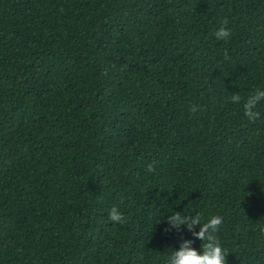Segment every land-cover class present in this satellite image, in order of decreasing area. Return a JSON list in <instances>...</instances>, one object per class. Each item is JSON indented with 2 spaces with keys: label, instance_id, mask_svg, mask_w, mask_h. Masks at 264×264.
Instances as JSON below:
<instances>
[{
  "label": "trees",
  "instance_id": "obj_1",
  "mask_svg": "<svg viewBox=\"0 0 264 264\" xmlns=\"http://www.w3.org/2000/svg\"><path fill=\"white\" fill-rule=\"evenodd\" d=\"M258 87L264 0H0V264H167L175 212L264 264Z\"/></svg>",
  "mask_w": 264,
  "mask_h": 264
},
{
  "label": "clouds",
  "instance_id": "obj_2",
  "mask_svg": "<svg viewBox=\"0 0 264 264\" xmlns=\"http://www.w3.org/2000/svg\"><path fill=\"white\" fill-rule=\"evenodd\" d=\"M227 19L221 22V26L215 31L214 35L217 40H227L231 35V30L227 27ZM232 103H240L241 97L238 94L231 96ZM264 102V88H257L251 95L244 100L242 108L243 115L248 121H255L259 118L260 112L258 106ZM148 171H153V166L148 165ZM109 219L112 222L119 223L122 221V215L116 207H112L109 212ZM223 218L219 215H213L201 224V216L197 214L189 219L175 212L172 216L167 217L166 223L174 229L187 226L192 231L193 225H199V230L193 235L197 240L204 241L203 250H197L191 247V241H184L176 250H171L167 256V264H226L227 253L222 247L215 233L218 232Z\"/></svg>",
  "mask_w": 264,
  "mask_h": 264
}]
</instances>
